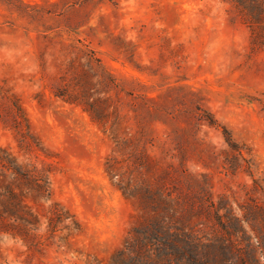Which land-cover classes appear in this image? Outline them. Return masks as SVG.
<instances>
[{
    "label": "rangeland",
    "instance_id": "rangeland-1",
    "mask_svg": "<svg viewBox=\"0 0 264 264\" xmlns=\"http://www.w3.org/2000/svg\"><path fill=\"white\" fill-rule=\"evenodd\" d=\"M261 9L0 0V264H264Z\"/></svg>",
    "mask_w": 264,
    "mask_h": 264
},
{
    "label": "trees",
    "instance_id": "trees-1",
    "mask_svg": "<svg viewBox=\"0 0 264 264\" xmlns=\"http://www.w3.org/2000/svg\"><path fill=\"white\" fill-rule=\"evenodd\" d=\"M261 10L262 12H264V9H261ZM253 18H255L254 20L256 21L260 20L258 17L253 16ZM0 151L4 152V154L6 155L4 157L0 156V161L1 163H5L4 168L6 169L8 173L27 181L30 184V186H32L36 194L39 195L41 198L46 199V200L52 199V191L50 187V182L48 180V177H46V175L39 172L36 167H34L32 170H27L23 168L17 163L16 158L13 157L11 154L1 150V148H0ZM5 193L6 195H8L9 197H12L15 200L16 194L11 189H6ZM19 207L27 208V206L22 203L19 205ZM15 209L16 208L9 209L11 216H14L13 213ZM176 250L178 249L176 248ZM176 253H178L181 258H184L183 260L188 259L184 251L179 249L178 251H176ZM256 264H258L257 261H256Z\"/></svg>",
    "mask_w": 264,
    "mask_h": 264
}]
</instances>
